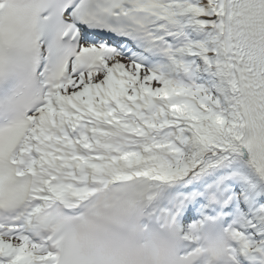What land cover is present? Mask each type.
Instances as JSON below:
<instances>
[{"label":"snow or ice","instance_id":"6c2138e0","mask_svg":"<svg viewBox=\"0 0 264 264\" xmlns=\"http://www.w3.org/2000/svg\"><path fill=\"white\" fill-rule=\"evenodd\" d=\"M0 264H264V0H0Z\"/></svg>","mask_w":264,"mask_h":264}]
</instances>
